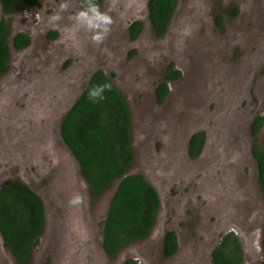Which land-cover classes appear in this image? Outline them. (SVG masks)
Wrapping results in <instances>:
<instances>
[{
  "label": "rangeland",
  "instance_id": "374dc122",
  "mask_svg": "<svg viewBox=\"0 0 264 264\" xmlns=\"http://www.w3.org/2000/svg\"><path fill=\"white\" fill-rule=\"evenodd\" d=\"M61 2L42 0L8 17L11 37L27 33L30 44L16 51L8 42L11 68L0 75V186L17 178L45 207L46 224L31 264H122L127 258L137 264H195L202 236L211 234L215 246L230 231L240 242L242 264H260L264 198L249 127L254 117L264 118V0H176L166 33L155 38L145 30L135 43L123 26L141 20L147 28V0H115L114 8L113 0H104L100 10L114 23L100 45L68 19L72 10L61 13L57 25L49 23ZM68 3L75 10L82 0ZM233 6L239 13L231 17ZM91 55L98 64L88 61ZM169 63L180 77L166 83L168 93L158 104L154 89ZM97 69L128 102L134 147L129 173H146L161 196L150 237L111 260L102 249L100 223L115 184L90 205L82 181L70 186L77 182V166L70 185L60 176L66 150L59 125L71 105L65 97H79ZM195 131H204L207 140L194 168L184 163L183 152ZM263 133L264 126L259 140ZM76 194L84 202L70 205ZM168 229L179 235L185 258L162 259L159 247ZM0 264H15L1 237Z\"/></svg>",
  "mask_w": 264,
  "mask_h": 264
},
{
  "label": "trees",
  "instance_id": "16d2710c",
  "mask_svg": "<svg viewBox=\"0 0 264 264\" xmlns=\"http://www.w3.org/2000/svg\"><path fill=\"white\" fill-rule=\"evenodd\" d=\"M42 0H0L4 17L0 20V75L9 71L10 51L8 42L15 50L29 46L27 33L11 37L8 17L28 11ZM63 1V0H55ZM98 4L100 0H95ZM83 4V0L81 5ZM176 0H148V22L155 36L163 35L173 13ZM232 8V9H231ZM230 16L237 14L230 7ZM143 23L130 25V39L140 32ZM220 26L218 20L215 21ZM56 36L55 32H50ZM180 72L169 64L163 81L178 79ZM110 83L111 91L104 93L106 99L96 103L88 99V92L99 84ZM168 93L167 84L158 85L155 94L160 104ZM264 118L256 116L250 123V137L254 140L251 155L257 163V184L264 198ZM132 120L127 99L109 76L95 72L86 83L81 95L65 114L59 125L60 137L72 156L84 183L90 205L96 203L115 184L109 197L107 210L100 223L102 249L108 259H114L127 247L147 240L160 211V200L153 187L139 174H130L134 147L131 138ZM203 144L202 133L194 135L189 142V156L195 157ZM46 224L44 201L41 196L19 179L8 180L0 188V237L3 247L15 264H31L34 249ZM259 246L261 264H264V223ZM177 249V235L164 231L161 240L162 259L170 258ZM211 257L214 264H242L243 251L233 232L225 234ZM122 264H137L131 258Z\"/></svg>",
  "mask_w": 264,
  "mask_h": 264
},
{
  "label": "flooded vegetation",
  "instance_id": "af4514ba",
  "mask_svg": "<svg viewBox=\"0 0 264 264\" xmlns=\"http://www.w3.org/2000/svg\"><path fill=\"white\" fill-rule=\"evenodd\" d=\"M55 1V0H54ZM68 1H71V0H68ZM103 1L104 0H100V2L98 3L99 4V6H101L102 5V3H103ZM56 2V1H55ZM147 3H148V0H147V2H146V7H147ZM35 7H37V5L36 6H34V8ZM232 9V8H231ZM231 9L230 8H228V12H229V14H230V11H231ZM69 10H72V12H73V15L78 11V10H80V6H77L76 7V9L75 10H73V8H71V9H69ZM236 10H237V14L236 15H238V13H239V8H237L236 7ZM147 19H148V10H147ZM70 20V19H69ZM70 21H72V20H70ZM135 21H140V22H142L141 20H131L129 23H127L125 26H123L124 28H125V31H126V33H127V38H128V40H130L132 43H135L141 36H142V34H143V32L145 31V30H148V31H150L151 33H152V31H151V29H150V24H149V22L147 23V28H145L144 27V24H142L143 26H142V28H141V30H140V32L136 35V37L134 38V39H130V25L133 23V22H135ZM143 23V22H142ZM168 26H169V24H168ZM167 31V30H166ZM56 33V36L59 34L58 32H55ZM58 33V34H57ZM166 33V32H165ZM164 33V34H165ZM153 34V33H152ZM163 34V35H164ZM55 36V37H56ZM153 36L155 37V38H158V36H155L154 34H153ZM55 37H53V38H55ZM159 37H161V36H159ZM26 48H24V49H22V50H18V51H23V50H25ZM89 50H91V49H89ZM17 51V50H16ZM94 52L95 51H92V53L94 54ZM92 56H94V55H91V58H88V61L89 62H93V61H96V60H94L93 58H92ZM92 59V60H91ZM10 60L12 61V59H11V57H10ZM78 61H80V60H78ZM10 62V61H9ZM98 62H99V60H98V58H97V61H96V64H98ZM169 64H173V63H169ZM168 64V65H169ZM167 65V66H168ZM102 66L103 65H101L100 66V70L102 69ZM167 66L165 67V69H164V73L166 72V68H167ZM98 67V66H97ZM11 68V65H10V63H9V69ZM173 69H175L174 68V65H173ZM175 70H177V69H175ZM96 72L97 71H99L98 69L97 70H95ZM95 71H91V75L95 72ZM5 75V74H4ZM3 76V75H2ZM164 83H167L168 81H163ZM162 81L160 82V83H163ZM86 85V84H85ZM85 87V86H84ZM158 87V86H157ZM157 87H155L156 89H157ZM156 89H154V98L156 99V94H155V91H156ZM78 93V92H77ZM76 93V94H77ZM75 94V95H76ZM77 97H78V95L76 96V98L75 99H73V98H71V96H68L67 98L65 97V99H66V101L67 102H69V104H68V106L72 103V102H75L76 101V99H77ZM63 103H64V101L62 102V104H61V106L59 107V109H61L62 108V106H63ZM67 106V107H68ZM199 133H202V138H203V144H202V146H201V148L199 149V152H198V154L197 155H195V157H190L189 156V152H188V149H189V142H190V139L194 136V135H196V134H199ZM207 136H206V133L204 132V131H195V132H193V133H191L188 137H187V139H186V143H185V145H184V152H183V159H185L187 162H185L184 161V163L185 164H187L189 167L190 166H192V167H198V163H199V161H200V159H201V157H202V155L204 154V150H205V147H206V140H207V138H206ZM163 144H164V142H163ZM175 150H178L179 148H180V143L178 144V145H176L175 147ZM181 149V148H180ZM51 153V152H50ZM163 156V158L165 159L166 157H168V156H166V152L165 153H163L162 154ZM50 156H52V155H50ZM49 158V157H48ZM61 158L64 160V162H66V164L64 163V169H63V171H60V176L65 180V177L67 176V178H68V180L66 181L65 180V184L67 185V184H69L70 185V183H71V181H70V178H69V175L71 174V172H72V170L71 171H68V169H67V167L69 166L68 164H69V162H67V160H66V158L62 155L61 156ZM181 160H182V158H181ZM72 177V176H71ZM78 181V180H77ZM80 183V182H79ZM176 184H177V182H176ZM78 184L77 183H75L74 181H73V183H72V185H70L71 187H73V186H77ZM154 186L156 187V185H155V183H154ZM177 186H179L178 184H177ZM185 185H184V183H183V186L182 187H184ZM182 187H181V189H182ZM188 196V195H187ZM192 196H193V193H192V191L190 190V195L188 196V197H190V198H192ZM179 197V196H178ZM170 204H171V201H170ZM172 222V221H171ZM172 229H168V231H171ZM231 232V231H230ZM227 233H229V232H227ZM227 233H225V234H227ZM177 234V233H176ZM224 234V235H225ZM235 234V233H234ZM223 235V236H224ZM236 235V234H235ZM223 236H221L220 238H219V241L217 242V244L214 246V244H213V242H214V239H213V237H212V235L211 234H208V235H206V236H202V240L199 242V246L201 247V249L197 252V253H195V259L197 258V262L195 263V264H207L206 262H207V260L209 259L210 260V262L211 263H213V260H212V257H211V253H212V251L216 248V246L219 244V242H220V239L223 237ZM181 240H180V237H179V235L177 234V249H176V252L170 257V258H168L169 260H172V259H174L177 255H181L183 258H185V256H184V253L182 252V251H180V249H182L183 248V246L181 245V242H180ZM161 243V242H160ZM216 243V242H215ZM159 244V243H158ZM199 246H198V249H199ZM157 247H158V245H157ZM160 254H161V244H160ZM188 251H189V254H190V256L192 255V250H191V245L188 243ZM161 257H162V255H161ZM188 257V256H187ZM210 257V258H209ZM209 260H208V262H209ZM180 262H178V264H179ZM181 264V263H180ZM214 264V263H213ZM260 264H261V262H260Z\"/></svg>",
  "mask_w": 264,
  "mask_h": 264
},
{
  "label": "clouds",
  "instance_id": "9594fccd",
  "mask_svg": "<svg viewBox=\"0 0 264 264\" xmlns=\"http://www.w3.org/2000/svg\"><path fill=\"white\" fill-rule=\"evenodd\" d=\"M69 7L68 0H63L58 5V11L49 18V23L57 25L64 18L61 13L67 12ZM112 7H115V0H113ZM68 19L74 21L79 28L91 33L90 40L96 45H100L106 40L114 23L111 15L102 12L95 0H83L80 10L74 15H69ZM111 87L110 83L96 85L89 90L88 99L93 103L103 101L106 99L104 93L111 91ZM83 202L84 197L80 194H76L69 200V204L73 206H79Z\"/></svg>",
  "mask_w": 264,
  "mask_h": 264
},
{
  "label": "water",
  "instance_id": "95a60500",
  "mask_svg": "<svg viewBox=\"0 0 264 264\" xmlns=\"http://www.w3.org/2000/svg\"><path fill=\"white\" fill-rule=\"evenodd\" d=\"M0 13H2L3 14V12H2V7H1V4H0ZM1 20V19H0ZM75 102H72L71 103V105L65 110V113L64 114H66L68 111H69V109L72 107V105L74 104ZM62 140V139H61ZM62 143H63V141H62ZM63 145H64V143H63ZM64 147H65V154L70 158V160L71 161H73L74 162V164L76 165L77 163H75L76 161H75V159H74V157L72 156V154L70 153V151H68V149L66 148V146L64 145ZM68 159V158H67ZM69 160V159H68ZM68 160H67V162H68ZM69 160V161H70ZM77 171H78V166H77ZM79 172V171H78ZM143 177H144V179L153 187V189L156 191V193H157V195H158V197H159V200H160V208H161V196H160V193H158V190L155 188V186H154V184L149 180V179H147V175H146V173H140ZM78 175H79V173H78ZM5 185H2V186H0V188H2V187H4ZM210 258V257H209ZM210 264V263H209ZM213 264V263H212Z\"/></svg>",
  "mask_w": 264,
  "mask_h": 264
},
{
  "label": "crops",
  "instance_id": "0c3cea01",
  "mask_svg": "<svg viewBox=\"0 0 264 264\" xmlns=\"http://www.w3.org/2000/svg\"><path fill=\"white\" fill-rule=\"evenodd\" d=\"M64 157L66 158V160H68V159L70 160V158H69L65 153H64ZM67 158H68V159H67ZM69 160H68V162H69V164H68V165H69V168L72 170V172H73V174H74V176H75V171H74V169H75V167L77 166V164L75 165L74 162H72L71 160L69 161ZM71 163H72V164H71ZM75 163H76V162H75ZM72 165H73V166H72ZM78 173H79V172H78ZM77 177H78V178H77L78 181H77L76 183L80 185L79 182L81 181V179L79 178V176H77ZM74 179H75V177H74Z\"/></svg>",
  "mask_w": 264,
  "mask_h": 264
}]
</instances>
